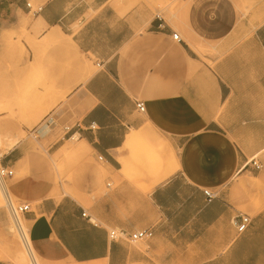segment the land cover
Listing matches in <instances>:
<instances>
[{"label": "crops", "instance_id": "obj_1", "mask_svg": "<svg viewBox=\"0 0 264 264\" xmlns=\"http://www.w3.org/2000/svg\"><path fill=\"white\" fill-rule=\"evenodd\" d=\"M18 28L79 60L55 122L85 155L67 194L43 179L24 215L38 256L48 246L75 264H264V168H243L254 156L264 166V0H0V40ZM144 230L150 239L128 240Z\"/></svg>", "mask_w": 264, "mask_h": 264}, {"label": "rangeland", "instance_id": "obj_2", "mask_svg": "<svg viewBox=\"0 0 264 264\" xmlns=\"http://www.w3.org/2000/svg\"><path fill=\"white\" fill-rule=\"evenodd\" d=\"M169 13L173 15L174 11ZM175 19L179 21L180 17ZM0 47V153L5 158L15 147L21 152V160L11 168L13 175L6 188L14 204L34 206L43 179L52 196L67 194L69 169L73 170L85 155L84 150H76L77 135L69 140L55 122L59 105L66 103L67 95L80 80L79 60L64 42L48 44L39 32L29 29L3 33ZM42 129L50 131L47 138H41ZM57 141L48 149V144ZM43 159L49 163L47 166ZM3 195H0V260L31 264L14 231ZM21 223L28 230L23 217ZM28 241L34 264H71L53 247L48 250L46 246L47 252L38 256Z\"/></svg>", "mask_w": 264, "mask_h": 264}, {"label": "built area", "instance_id": "obj_3", "mask_svg": "<svg viewBox=\"0 0 264 264\" xmlns=\"http://www.w3.org/2000/svg\"><path fill=\"white\" fill-rule=\"evenodd\" d=\"M27 7L30 10V5L27 4ZM40 11V8H33L30 10V12L32 14H36ZM172 40L175 42H180V38L178 36V34L173 33L171 36ZM136 109L138 110V112L143 113L145 110L144 104L142 102H137L136 103ZM90 130L94 129V125H90L89 126ZM63 132L65 134V136H67V138L73 139L75 137L74 133L70 134L71 129L68 127H64ZM3 155L0 153V186H3L5 188L4 193V197H5V203H6V208L7 211L9 213V216L12 220V224H13V228L15 233L17 234L23 248H27L28 247V239H29V235H28V230L25 229L21 223V218H24V215L26 213H28L30 211L29 209V205L25 204V203H20V204H14L9 196V193L7 191L6 188V182L12 177L13 172L12 170L3 165L2 161H3ZM252 168L253 170L259 171L262 168H264V166H262V164L259 162L258 158L256 156L251 157L249 160H247L244 164H243V168ZM207 202L211 201L214 198V195L210 194L208 191H204L203 192ZM249 223V219L247 216H243L240 219V223L237 225V230L238 232H242L247 224ZM124 234H122L121 232H115V231H111L108 234V237L110 240H116L118 238L123 237ZM152 237V232L150 230H144V231H137L134 232L132 234H130L127 238L130 242L132 243H136V242H142V241H146L148 239H150ZM29 255L32 257V253L29 251ZM33 258V257H32Z\"/></svg>", "mask_w": 264, "mask_h": 264}, {"label": "bare ground", "instance_id": "obj_4", "mask_svg": "<svg viewBox=\"0 0 264 264\" xmlns=\"http://www.w3.org/2000/svg\"><path fill=\"white\" fill-rule=\"evenodd\" d=\"M23 24V23H22ZM26 25V23L24 24V26ZM56 37H61V34L59 33V31L58 30H55V31H52V33L49 35V36H47V38L49 39V40H53V39H55ZM0 143H1V140H0ZM14 144V143H13ZM1 147V146H0ZM12 147V146H11ZM8 149V148H7ZM77 151H79V152H81L82 150H83V143H81L78 147H77V149H76ZM94 154V153H93ZM0 189H1V191H5V188L3 187V186H0ZM0 191V195H3V194H1L2 192ZM4 196V195H3ZM3 196H2V198H3ZM3 199H5V197L3 198ZM28 247H29V245H28ZM24 250H25V252H26V254H27V256H28V258L30 259V262H33V263H31V264H34V262L36 261L34 258H32L33 257V255H32V257L29 255V251L31 252V250H30V248L29 249H27L26 247L24 248ZM32 253V252H31ZM35 260V261H34ZM69 260V262H71V264L73 263V264H75L72 260H70V259H68ZM30 264V263H29ZM36 264H37V262H36ZM95 264H102L101 262H99V263H95Z\"/></svg>", "mask_w": 264, "mask_h": 264}]
</instances>
